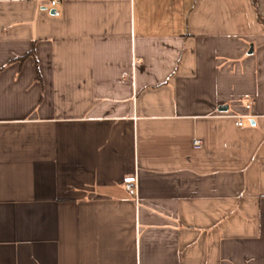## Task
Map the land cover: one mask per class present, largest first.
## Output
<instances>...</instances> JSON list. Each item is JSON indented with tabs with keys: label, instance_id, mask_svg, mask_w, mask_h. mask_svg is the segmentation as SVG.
<instances>
[{
	"label": "crops",
	"instance_id": "1",
	"mask_svg": "<svg viewBox=\"0 0 264 264\" xmlns=\"http://www.w3.org/2000/svg\"><path fill=\"white\" fill-rule=\"evenodd\" d=\"M0 264H264V0H0Z\"/></svg>",
	"mask_w": 264,
	"mask_h": 264
},
{
	"label": "built area",
	"instance_id": "2",
	"mask_svg": "<svg viewBox=\"0 0 264 264\" xmlns=\"http://www.w3.org/2000/svg\"><path fill=\"white\" fill-rule=\"evenodd\" d=\"M57 3V0H52V4L55 5ZM237 118L236 120V125L237 126H243V117L242 116H235ZM195 147H201V140L195 139L194 141ZM124 185L126 189L136 197V199L139 198V191H138V178L137 176H131V177H126L124 179Z\"/></svg>",
	"mask_w": 264,
	"mask_h": 264
},
{
	"label": "water",
	"instance_id": "3",
	"mask_svg": "<svg viewBox=\"0 0 264 264\" xmlns=\"http://www.w3.org/2000/svg\"><path fill=\"white\" fill-rule=\"evenodd\" d=\"M223 109H227V106H226V107H224Z\"/></svg>",
	"mask_w": 264,
	"mask_h": 264
}]
</instances>
